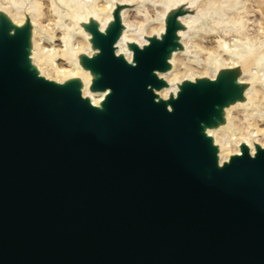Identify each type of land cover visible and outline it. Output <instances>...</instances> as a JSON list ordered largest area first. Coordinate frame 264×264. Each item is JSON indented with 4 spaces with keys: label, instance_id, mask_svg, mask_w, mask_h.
<instances>
[{
    "label": "water",
    "instance_id": "95a60500",
    "mask_svg": "<svg viewBox=\"0 0 264 264\" xmlns=\"http://www.w3.org/2000/svg\"><path fill=\"white\" fill-rule=\"evenodd\" d=\"M172 50L133 69L108 47L100 114L77 87L37 80L22 40L1 37L0 264H264V154L218 169L200 135L230 104L215 91H182L172 115L153 102Z\"/></svg>",
    "mask_w": 264,
    "mask_h": 264
},
{
    "label": "clouds",
    "instance_id": "9594fccd",
    "mask_svg": "<svg viewBox=\"0 0 264 264\" xmlns=\"http://www.w3.org/2000/svg\"><path fill=\"white\" fill-rule=\"evenodd\" d=\"M241 8L239 3L230 7L211 0H0V23L10 25V37L29 30L27 60L37 80L59 88L79 82L81 100L98 111H103L112 90H93L100 74L85 68L82 58L91 62L102 50L95 47L94 35L85 26L91 28L95 22L96 31L107 38L116 26L118 9L120 34L112 44L113 56L133 69L138 67L137 50L142 54L153 44H162L169 35L171 15L183 10L184 14L175 17L176 24L182 26L175 30L177 47L165 60L170 67L152 73L165 86L147 88L154 95L153 102H163L169 115L186 85L215 84L221 73L228 72L222 69L236 68L249 55L257 54L247 78L240 72L235 80L236 85H247L243 101L222 109L227 122L217 127L200 125L204 137L218 150L217 167L223 170L233 157H243L242 146L252 160L264 154V38H260L264 26L256 39L239 38L246 29L230 13L239 15ZM205 42L214 46L205 47Z\"/></svg>",
    "mask_w": 264,
    "mask_h": 264
},
{
    "label": "rangeland",
    "instance_id": "374dc122",
    "mask_svg": "<svg viewBox=\"0 0 264 264\" xmlns=\"http://www.w3.org/2000/svg\"><path fill=\"white\" fill-rule=\"evenodd\" d=\"M211 2L212 3H216V4L227 3V4H229L230 7L231 6H235L237 3H239L241 5V0H211ZM218 10L221 11V12L225 11L224 9H218ZM118 12H119V9L117 10V13H116V15H117L116 26L110 31V34L108 35L107 38L101 36L96 31L97 25L95 24V22H92L91 28H88V26H85L86 29L89 30L90 32H92L93 35H94V45H95V47H98V48H100L102 50L101 55L96 57L91 62L87 61L86 58H82L84 67L90 69L94 74L99 73L98 68H99V66L101 64V59L103 57L104 51L108 47H111V49H112V44L115 42V40L117 39V37L120 34V25H119ZM182 14H184L182 9L181 10H177L176 12H174L171 15V18H170V21H169V35L165 38L164 42L162 44H153L152 47H150L148 49H145L144 52H147L150 49H153L155 47H160V46H170V48H174L175 49L177 47V45L174 43V41H175V30H176L177 27H182V26H179L178 24H176L175 17L179 16V15H182ZM26 26H27V22H26ZM9 30H10V25L7 22L0 23V39H1V37L3 35H5L6 33H9ZM29 36H30L29 30L25 29L22 32H18L17 35L15 36V38L16 39H21L22 43H23V46L25 48L29 49L30 48ZM210 40H212V39H210ZM205 44L208 47H213L214 46L213 44H210L208 42H205ZM130 47L135 48L134 45H131ZM112 51H113V49H112ZM139 54H141V53L139 52V50H137V56ZM256 55L257 54H255V53L252 54V55H249L246 60L240 62L241 71L244 74H247L248 69L251 67L252 63L256 59ZM27 56H28V53L22 52V61L26 65L28 64V61L26 60ZM137 56H136V58H137ZM164 66H165V69H163L161 71H166L170 67V66H168L166 64ZM222 71H225V69H222ZM97 84L98 83L95 82L94 90H104L101 87L99 88ZM230 84H231L230 76L228 75V72H225V73H221V76L218 79V85H214V84H211V83H209L207 81H203V82H200L198 84V88L197 89H200L201 91H207V90L215 91L217 93V96H218L219 105H221V108H222V106L226 105L227 102L234 103V102H236L238 100L243 101V99H244V97L242 95V92H243V90L245 88H243V90H237L236 91L235 89H232V86ZM77 86H78L77 82H72V83H69L66 86L67 87L66 89L67 90H72L74 87H77ZM163 86H165V85L162 82L158 81V83H156L154 88L159 90ZM192 88H193V86L186 85L184 87L183 92L189 91ZM214 120H217L220 123H223V122L226 123L227 122L226 120L223 121V116H222L221 112L214 111L210 115V117H208L205 120V124H207L208 126L212 125V124H214ZM257 148H258V151H259V147L258 146H257ZM242 151L244 152L245 155L248 154L247 148L243 147Z\"/></svg>",
    "mask_w": 264,
    "mask_h": 264
},
{
    "label": "bare ground",
    "instance_id": "6f19581e",
    "mask_svg": "<svg viewBox=\"0 0 264 264\" xmlns=\"http://www.w3.org/2000/svg\"><path fill=\"white\" fill-rule=\"evenodd\" d=\"M241 9H238L239 15H236V13H230V15L235 16V22L238 23L241 27H243L244 29H246V31H244L241 35V39H243L245 36L251 38V39H256L257 37H259V33H260V27L264 26V0H241ZM259 21L260 24H256L255 22ZM250 30V31H247ZM260 38H264V37H260ZM209 39H214V38H209ZM226 39H231V38H226ZM205 47H208L206 44L204 45ZM228 58V57H225ZM225 71H228V75L230 76V80H231V86L232 89L237 90H243V88H246L247 85H236L235 84V80L238 77V75L241 74L245 75V78H247V75L244 74L241 71V67L240 64L238 67L236 68H226ZM78 86V92L80 93L79 89L81 87V85L79 84V82H77ZM80 95V94H79ZM86 102V101H85ZM88 103V102H87ZM90 109H93L89 106ZM94 111H96L97 113L100 114H104L105 113V109L103 108V111H98L93 109ZM223 113V111H222ZM222 123H217L215 126L212 127H217ZM264 126V125H261ZM207 127V126H205ZM201 138L203 139V141L205 142H209L211 144V141L209 139H206L203 135V129L201 128V132H200ZM215 146V145H214ZM246 148V146H242V148ZM218 151V150H217ZM211 170L208 169L206 170V172H210Z\"/></svg>",
    "mask_w": 264,
    "mask_h": 264
}]
</instances>
